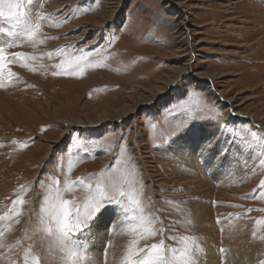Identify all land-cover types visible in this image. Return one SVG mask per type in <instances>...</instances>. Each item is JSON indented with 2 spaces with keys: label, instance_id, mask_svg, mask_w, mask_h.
<instances>
[{
  "label": "rangeland",
  "instance_id": "374dc122",
  "mask_svg": "<svg viewBox=\"0 0 264 264\" xmlns=\"http://www.w3.org/2000/svg\"><path fill=\"white\" fill-rule=\"evenodd\" d=\"M23 6L25 24L0 17V264H64L55 238L38 230L50 189L81 206L104 194L107 223L73 235L83 264H122L138 239L133 225L155 230L134 251L163 241L165 259L187 248L193 264H262L264 0ZM27 23L39 25L34 39ZM81 50L90 62L82 74H53ZM204 122L218 128L203 142L220 146L212 167L233 164L220 179L210 152L205 161L193 144ZM244 129L261 139L245 141ZM20 196V214L10 215Z\"/></svg>",
  "mask_w": 264,
  "mask_h": 264
},
{
  "label": "snow or ice",
  "instance_id": "6c2138e0",
  "mask_svg": "<svg viewBox=\"0 0 264 264\" xmlns=\"http://www.w3.org/2000/svg\"><path fill=\"white\" fill-rule=\"evenodd\" d=\"M30 3L31 0H28ZM26 12L23 6V0H14V2H9L7 4L0 3V17L7 19L13 23V27L17 24H25L24 17ZM39 25L33 27L30 23L26 24L24 34L31 40L34 39L36 31L38 30ZM0 31H5V29H0ZM11 35V32H9ZM84 50H81V54L74 57V60H70L67 67L62 63L58 67L60 71L53 73L54 75H68L73 74L72 69H80L79 72L75 74H82L83 69L81 68L82 64H89V58L83 55ZM14 56H25L26 54L15 53ZM7 55L3 47H0V69L5 67V60ZM95 66V65H91ZM186 126H181L177 129V132H183ZM244 139L247 141L248 136L250 135L253 140H259L261 137L256 132L248 133L247 129L243 130ZM233 136L241 135L240 130H233L231 132ZM214 147L212 140H208L202 146L201 151H210ZM76 182H66V188H70L72 184ZM83 183V181H80ZM88 187V185H85ZM120 196L124 195V192L119 193ZM104 194H101V197L92 199L89 198L83 206L79 204H74L73 201L63 199L62 193L59 189H56L53 193V190H49L48 195L44 203L41 206V215L39 219V229L44 232L46 235L54 237L57 245L60 250L63 252L64 264H83L85 260L88 259L84 251H81L79 248V242L73 240V235L75 233H81L90 224L95 221L99 215L106 209L107 205L103 199ZM24 200L22 196L12 202V211L10 215H19L20 211L16 207L17 205H22ZM81 207L85 210L82 214ZM126 211V210H122ZM4 217L0 216V220H3ZM131 219V218H130ZM144 217L141 216L140 220L143 221ZM257 223H264V221L258 220ZM128 231L134 235L138 236L137 240L131 241L128 250L125 253V256L122 259V264H149V261L156 260L159 264H193V260L190 255V250L185 248L182 249L178 255L173 256L172 259H165L162 255L164 244L163 241L159 243H153L147 249H136L133 250L132 245L139 242V237L146 234H154L155 230L148 225H133ZM2 234V233H0ZM187 240L188 238H184ZM194 239V238H193ZM147 252V257L145 259H139V254ZM221 251H223L221 249ZM31 264H39V260L36 257H32ZM264 264V262H262Z\"/></svg>",
  "mask_w": 264,
  "mask_h": 264
},
{
  "label": "bare ground",
  "instance_id": "6f19581e",
  "mask_svg": "<svg viewBox=\"0 0 264 264\" xmlns=\"http://www.w3.org/2000/svg\"><path fill=\"white\" fill-rule=\"evenodd\" d=\"M184 69V68H183ZM105 116V112H102V114H100L99 115V118H101V119H103V118H105L104 117ZM112 119V118H111ZM108 120V119H107ZM214 126V127H213ZM218 130V128H217V124L216 123H202V126L200 127V131L198 132V130L197 131H194V134H193V138H195L196 139V143L195 142H193V144H195L194 145V147L195 148H199L200 150L202 149V146L205 144V143H203L205 140H206V138H208V136L210 137V135L211 134H214V133H216V131ZM193 132V131H192ZM201 132V133H200ZM207 143V142H206ZM217 145H218V147L220 148V146H219V144H214V147H217ZM214 147H212V149L210 150V151H202V153H201V157H203L204 158V160L206 161V159H207V157H208V153L210 152V155H209V157H208V159L207 160H211V162H210V168L217 174V179H220V178H222V177H224V176H227V175H229V170H230V167L231 168H233V164L231 163V161L230 160H226V159H222L220 162H222L221 164H220V167H222V169H223V166H224V163L225 162H227V163H229V164H227V166H226V168L224 169V170H218L217 168H213L214 166H213V162L215 161V159L216 158H218V154H219V151L217 150V151H214ZM216 149V148H215ZM213 154V155H212ZM215 155V156H214ZM215 157V158H214ZM224 157V156H223ZM226 157V156H225ZM213 159V160H212ZM218 163H219V161H217ZM217 165V164H216ZM213 166V167H212ZM218 166V165H217ZM106 218H107V213H104V212H102L100 215H99V217H98V219H96L95 220V223L94 224H92V225H94L93 227H94V229H96L97 231H99V230H101L103 227V225L104 224H106L107 223V221H106ZM106 222V223H105ZM100 226V227H99ZM98 239V241L97 242H94L93 243V245H94V249H92V251L96 254L97 253V250H98V248L100 249L101 247H102V242H100V239L99 238H97ZM103 240V239H102ZM251 259H252V255H251Z\"/></svg>",
  "mask_w": 264,
  "mask_h": 264
}]
</instances>
